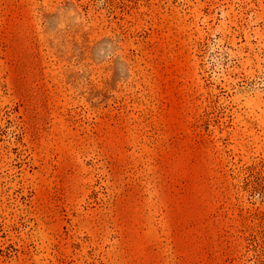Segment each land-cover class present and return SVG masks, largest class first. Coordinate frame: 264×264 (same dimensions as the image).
Wrapping results in <instances>:
<instances>
[{
    "label": "rangeland",
    "instance_id": "1",
    "mask_svg": "<svg viewBox=\"0 0 264 264\" xmlns=\"http://www.w3.org/2000/svg\"><path fill=\"white\" fill-rule=\"evenodd\" d=\"M0 264H264V0H0Z\"/></svg>",
    "mask_w": 264,
    "mask_h": 264
}]
</instances>
